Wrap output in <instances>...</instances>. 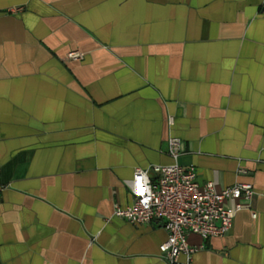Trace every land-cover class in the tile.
Listing matches in <instances>:
<instances>
[{"label":"crops","instance_id":"obj_1","mask_svg":"<svg viewBox=\"0 0 264 264\" xmlns=\"http://www.w3.org/2000/svg\"><path fill=\"white\" fill-rule=\"evenodd\" d=\"M170 136L253 189L189 264H264V0H0V264H169L114 210Z\"/></svg>","mask_w":264,"mask_h":264},{"label":"built area","instance_id":"obj_2","mask_svg":"<svg viewBox=\"0 0 264 264\" xmlns=\"http://www.w3.org/2000/svg\"><path fill=\"white\" fill-rule=\"evenodd\" d=\"M168 122L172 124V117ZM168 154L172 159L169 164L135 169L128 185L132 202L126 207H116L114 214L132 224L160 221L166 238L158 245L159 254L169 264H175L183 254L189 264L196 248L188 244V235L206 239L228 231L234 211L242 207L239 199L250 198L253 189L250 183L244 182L220 189L210 180L199 184L193 166L184 168L177 163L179 137L168 138ZM149 170L154 178L149 177ZM228 200L234 201V209L226 207Z\"/></svg>","mask_w":264,"mask_h":264},{"label":"snow or ice","instance_id":"obj_3","mask_svg":"<svg viewBox=\"0 0 264 264\" xmlns=\"http://www.w3.org/2000/svg\"><path fill=\"white\" fill-rule=\"evenodd\" d=\"M141 191H143V189H141Z\"/></svg>","mask_w":264,"mask_h":264}]
</instances>
